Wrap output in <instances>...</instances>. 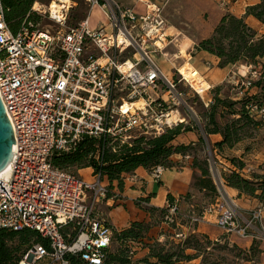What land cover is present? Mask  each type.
Listing matches in <instances>:
<instances>
[{
  "label": "built area",
  "instance_id": "obj_1",
  "mask_svg": "<svg viewBox=\"0 0 264 264\" xmlns=\"http://www.w3.org/2000/svg\"><path fill=\"white\" fill-rule=\"evenodd\" d=\"M52 1L61 5L59 12L47 8L45 14L63 27L73 3ZM139 2L141 12L113 0H85L89 13L73 27L51 32L25 20L13 34L0 0V98L15 141L9 175L0 178V230L35 231L48 243L33 244L17 264H102L111 246L115 229L98 207L108 199L106 179L94 174L84 181L55 167L54 155L74 152L85 136L110 137L123 145L197 124L186 90L202 97L212 87L191 59L181 57L170 72L163 69L159 59L167 57L174 37L163 7ZM31 10L40 11L35 3ZM94 10L104 18L97 26L90 21ZM180 54L173 57L180 59ZM186 61L192 69L184 74ZM199 77L207 87L198 84ZM242 85L248 89L252 82ZM152 88L161 93L150 94ZM206 102L207 107L212 95ZM247 109L264 119V108L254 104ZM165 170L157 166L150 175L158 180ZM217 193L199 213L180 214V198L167 200L166 221L181 216L193 231L205 222L224 237L264 240V205L240 210L222 181Z\"/></svg>",
  "mask_w": 264,
  "mask_h": 264
},
{
  "label": "trees",
  "instance_id": "obj_2",
  "mask_svg": "<svg viewBox=\"0 0 264 264\" xmlns=\"http://www.w3.org/2000/svg\"><path fill=\"white\" fill-rule=\"evenodd\" d=\"M36 2L37 0H2L5 9V21L13 34L18 32L25 20L33 24L40 21L41 16L31 10ZM246 16H252L264 24V0H259V3L248 6ZM196 50L216 57L218 59L216 66L221 69L239 62L255 65L260 58H264V36H258L257 32L245 22L243 17H236L228 13L222 16L212 35L196 46ZM254 85L260 88L261 94H264V77L255 82ZM186 94H188V100L195 97L193 93L186 92ZM237 103L240 104V107L236 111L233 110L234 103L228 104V102L222 101L218 88H215L212 102L207 107L204 104L208 108V128L206 132L207 134H219L221 136V140L214 143L218 148L223 146L231 148L234 143L238 142L240 139L238 133L245 123L264 125V119L257 115H251L247 109L248 106L254 104L264 108V103L251 97L248 98L247 95ZM218 108L227 109L230 114L238 115V118L220 127L215 119ZM240 123H244V125L242 126ZM186 131L190 130L183 127V125H179L159 136H141L134 139L130 144L123 145L110 137L98 139L85 136L74 152L56 154L52 157V163L55 167L67 171L72 168L77 171L91 168L94 174H100L107 179L110 189L113 188V183H116L117 187L122 189L124 176L133 173L138 168H143L149 172L157 166H164L166 169L172 168L174 163L171 161V157L178 154L183 155L188 149V146L184 144L175 143L176 138ZM199 140L202 141V138L200 137ZM233 163H236L238 169L242 170L244 166L242 162L233 160ZM192 167L201 172L197 190L200 192L207 190L215 192V186L209 177V170L204 166H199L195 161ZM225 182L229 188L237 190L240 195L264 199V176H254L250 180L244 178L238 171H231ZM257 192H260V195H257ZM167 199L171 201L172 197L168 196ZM140 202H147V200H140ZM145 211L147 213L154 211L165 213V209L154 207L145 209ZM149 229V224L134 221L121 232L114 230L111 246L104 250L102 264L126 263L127 252L126 248H122V246L125 247L126 242L129 241L134 242L143 239ZM197 237L192 235L190 240L184 243L185 247H180L183 250L190 248L200 251L203 246L200 245ZM204 238L207 240L206 244H211L207 236H204ZM222 240L226 241L227 238L224 237ZM115 242L120 245L115 251H112V244ZM192 242V246H187L191 245ZM33 244H41L44 247L48 245L47 241L35 231L26 229L19 232L0 230V264H17L21 256ZM23 247H25L24 250H22ZM256 247L257 242L252 241V246L247 253L252 254V256L255 255ZM152 251L149 257L156 259V262L148 264H176L183 260L189 262L196 258L193 255L184 254L182 251H179V254L165 251L163 247ZM241 253L243 252L240 251ZM252 256H248V259L254 261ZM244 257H247V255ZM201 264H207L206 260H203ZM210 264L218 263L210 262Z\"/></svg>",
  "mask_w": 264,
  "mask_h": 264
},
{
  "label": "rangeland",
  "instance_id": "obj_3",
  "mask_svg": "<svg viewBox=\"0 0 264 264\" xmlns=\"http://www.w3.org/2000/svg\"><path fill=\"white\" fill-rule=\"evenodd\" d=\"M51 1L52 0H37V2L41 5L40 8H37L40 9L38 14L41 16L40 21L37 23V27L39 29L50 30L51 32H54L58 29L73 27L79 20L86 17V15H88L89 13L87 5L85 4V0H65L69 1L68 4H70L71 1V3H73V6L68 12L65 26L62 27L51 21L48 15L45 14V11L47 10L46 7H48ZM172 1L173 0H170V3L167 7L170 6ZM187 1L188 0H182V3L178 4L176 7L177 9H175V13L177 15L180 14L181 16V21L179 22V24L182 27H186L188 30H191L190 26L192 25V28L194 27V29H198L202 20H208V14L202 13L200 17L193 15L190 16L189 19L186 18V16L188 15V13H192L193 7H195L196 5L211 0H189V3H187ZM224 1L225 0H220V3L226 6V1L225 4L223 3ZM90 18L91 24H93L92 26H97V24H100L104 20L102 14L97 10H94L92 12ZM184 21L187 24H185ZM186 41L190 44L189 40L186 39L185 42ZM190 46L193 45L185 47V45L182 44L181 48L184 49H182L181 57L186 58L187 60L192 59L191 62L197 69V62H203V64L206 65L205 59H201L200 57H198L196 45H194L193 48ZM171 49L172 52L177 51L176 48ZM188 54H190L192 58H190ZM181 57L177 60L178 63L183 62ZM165 61L161 60L163 69L167 71L169 65ZM186 63L188 64V61L184 62V64ZM241 67L245 68L244 74L240 73V70L242 69ZM199 71L201 74H204L205 72L203 70ZM262 77H264V58H260L255 65L248 64L246 62H239L235 65L225 67L221 78L223 79V82L218 86L212 87L210 94L206 93L208 94L207 96L203 95L202 97L195 96L190 98L189 103L192 105L197 115V124L195 125L191 122V125H183V127L190 130L181 134V140L183 144L188 146V149L184 154L189 157L185 159V155L183 154L181 155V160L184 162H190L191 165L195 161L197 162V164H199V166L206 167L209 170V177L211 178V181L215 186V192H210L209 190L202 191V194L196 197V199H192L191 196L188 195L185 198V203L180 206V214H187L191 210L199 213L203 207L213 203L216 195L218 194L217 186H219L220 181L223 182L228 193L231 192L225 182V179L231 173V171H238L244 178L250 180L254 176H264V125H253L245 122L244 125V123H240V125L244 126L238 133L240 135L239 141L234 143L231 148L227 146L218 148L214 143H211V139L206 132L208 128V108H206L203 103L207 101L209 95H213V90H215V88H218L220 99L222 101L228 102V104L232 102L234 103L233 110L236 111L240 107V104L237 102L245 95H247L248 98L251 97L257 101H260L261 103H264V99H262L264 98V94H261L260 88L254 85V83L259 79H262ZM247 79L251 80L253 84L248 89L242 85V82H245V80ZM149 92L150 94L158 95L160 91L157 92L152 88ZM186 92L190 93L189 90H186ZM142 103L143 102H140L138 105H141ZM236 118H238V115L230 114L229 110L227 109L222 110L218 108V110L216 111L215 119L220 127L229 124L233 120H236ZM200 137L202 138V141L199 140ZM177 139L178 137L176 138V140ZM233 160H239L243 163L244 166L242 170L238 169V167L236 166L237 164L233 163ZM70 172L75 174L76 176L78 175L79 178L84 181H91L92 175L94 174H92L89 169H84L78 172L76 169L72 168L70 169ZM196 172L197 173L193 175L192 183L195 189L199 187V179L201 178V172L198 169H196ZM103 183L106 185L108 184L104 180ZM108 188V197L112 196L114 200L113 205L109 207V209H116L118 207L122 208L123 203L121 204L119 201L121 199L120 196L116 195L115 193L113 194L112 189H110V187ZM256 194L260 195V192H257ZM251 198L255 199L257 206L264 205V199H259L257 197ZM134 203L137 208H140L143 211H145V209L152 208L147 202L135 201ZM187 203H192L194 205L193 209H190ZM104 204L105 202L98 207L101 208ZM236 204L237 206H239L238 202H236ZM159 209L164 210V207ZM240 210L244 211V209ZM100 212H103L102 209L101 211H99V213ZM100 216L103 217L101 213ZM103 218L107 220L106 216H104ZM132 222L133 221H130L128 226L125 228H115L116 232H121L122 230L128 228ZM137 222H144L146 224H149L150 229L143 239L134 242L129 241L126 242L125 247L122 246V248H126L127 252V261L124 264H148L156 262V259H154L153 257H149V254L152 250H158L159 247H163L165 251L176 252L177 254H179V251H182L184 254L193 255L196 257L189 262L183 260L182 262L184 264H201L203 260H206L207 264H210V262H216L218 264H264V240L256 241L257 247L255 248V255L252 256V254L250 255V253H247V251L251 248L252 243L246 246L245 240H242L244 243L242 242L241 246H239L236 243H233V240H222L224 237H217L216 239L218 241H216L214 236H212L213 238L211 239L207 235L196 233L195 231H193L188 220L183 219L181 216L176 219L174 223H169L165 219L164 212L161 213L160 211H154L151 213H147V218L145 220ZM180 233H184V236L181 238L177 237V235ZM192 235L198 236L197 238L200 242V245L203 246L200 251L198 249L194 250L190 248H187L185 250L182 249V247H185L184 243L190 240ZM204 236H207L209 238L211 244H206L207 240L204 238ZM230 239L235 238L230 237ZM192 244L193 242L191 243V245L187 246H192ZM119 245L120 244L117 242L113 243L111 250L115 251L119 247ZM24 249L25 247H23L22 250ZM240 251H242L243 253L240 254ZM246 255L247 257H244ZM248 256H252L254 258V261L249 260ZM39 264L45 263L41 262Z\"/></svg>",
  "mask_w": 264,
  "mask_h": 264
},
{
  "label": "crops",
  "instance_id": "obj_4",
  "mask_svg": "<svg viewBox=\"0 0 264 264\" xmlns=\"http://www.w3.org/2000/svg\"><path fill=\"white\" fill-rule=\"evenodd\" d=\"M125 7L134 8L135 11L141 12L143 7L139 0H113ZM154 3H157L163 7V16L168 22V33L174 37V42L166 49L167 57L160 58L161 60H167L168 70L166 72H170L172 65H179L180 63L173 57L175 53L178 51L181 52L179 57L182 55V44L186 46L189 45H198L202 40L209 38L215 26L219 23L220 19L224 14H232L236 17H243L245 22L257 32L258 36H264V24L259 22L252 16H246V9L248 6L255 5L259 3V0H225L226 6L218 1H206L202 4H198L193 7V11L191 14L188 13L186 18H190V16H199L203 14H208V20L200 22V26L198 29H194L191 27V30H188L186 27H182L179 22L181 21L180 14L175 13V9H177V5L182 3V0H173L169 7H167L170 3V0H150ZM190 1L188 0L187 3ZM99 13L100 11L97 10ZM171 14V15H170ZM185 22V21H184ZM185 24H187L185 22ZM93 25V24H92ZM189 36V37H188ZM190 38V39H189ZM189 40L190 44L185 42V40ZM192 40V41H191ZM183 42V43H182ZM193 46H190L193 48ZM189 47V48H190ZM171 48H176V52H172ZM188 48V49H189ZM174 50V49H173ZM190 58L191 55L188 54ZM198 57L201 59H205V64L203 62H197L198 70L205 71V78L211 87L218 86L223 82L222 75L223 69L219 68L217 65L218 59L213 55H210L206 52H198ZM192 60V59H191ZM166 62V61H165ZM175 62V63H174ZM177 62V63H176ZM192 63V62H191ZM193 64V63H192ZM208 64V65H207ZM162 65V62H161ZM210 94V93H209ZM208 94H206L207 96ZM210 95L207 99H209ZM207 103L206 101L203 102ZM211 139V143H216L221 140V136L219 134H208ZM176 144H183L181 140V135L178 136V139L175 141ZM171 161L174 163L173 167L170 169H166L161 177L158 180H154L150 175L149 171H146L143 168L136 169L133 173L124 176L123 178V186L122 189H119L116 183H113L112 193L120 196V203L123 205L122 208L118 207L116 209H109L114 203L113 197H108L105 201V204L99 208V211L102 216H106L107 220L103 218L108 225L115 228H125L128 226L130 221H143L147 218V213L140 208H137L135 205V201L147 200L149 206L154 208H162L165 207V203L168 200V196L172 198H180V206L185 203V197L190 195L192 199H196L202 193L195 189L192 185L193 183V175L196 174V168L192 167L190 162H184L181 160V155H173L171 157ZM89 169L92 174L93 170ZM84 169L78 170V172ZM94 174L92 175V177ZM107 181V179H106ZM109 184V183H108ZM229 188V187H228ZM231 192L229 194L234 197L235 202L239 203V209H244V211H250L257 206L255 199H252L250 196L240 195L237 190L229 188ZM190 209H193L194 205L192 203H187ZM186 205V206H187ZM125 206V207H124ZM184 207V206H183ZM122 209V210H121ZM193 211V210H191ZM243 211V210H242ZM194 231L196 233H201L209 236L211 239L212 236L215 237H224L222 231L217 228L214 224L209 223H199ZM229 236L227 240L236 243L241 246V243L245 240L246 246L250 245L252 241L247 239H230ZM243 240V241H242ZM244 243V242H243ZM176 264H184L183 262H179Z\"/></svg>",
  "mask_w": 264,
  "mask_h": 264
},
{
  "label": "water",
  "instance_id": "obj_5",
  "mask_svg": "<svg viewBox=\"0 0 264 264\" xmlns=\"http://www.w3.org/2000/svg\"><path fill=\"white\" fill-rule=\"evenodd\" d=\"M15 144L11 124L6 116L5 108L0 98V172L5 170L10 164L13 151L12 146ZM0 181V192L3 190Z\"/></svg>",
  "mask_w": 264,
  "mask_h": 264
},
{
  "label": "bare ground",
  "instance_id": "obj_6",
  "mask_svg": "<svg viewBox=\"0 0 264 264\" xmlns=\"http://www.w3.org/2000/svg\"><path fill=\"white\" fill-rule=\"evenodd\" d=\"M60 2L61 3H69V1H65V0H60ZM37 5H38V7H37ZM50 5H51L50 7L48 6L46 8H50L49 10H51L52 13L57 14L59 12L60 8H61V5L57 1H52L50 3ZM35 7L37 9V8H40L41 5L38 2H36L35 3ZM241 68L242 69L240 70V73L244 74L245 73V68L244 67H241ZM189 69H192V66L189 63L188 64L187 63L186 64H183L181 66V71L184 74H187V72H188ZM196 80L199 81L198 84L200 83V86L201 87H207L208 86V84H205V82L203 80H201L200 77L197 78ZM140 102H142V101H140ZM140 102H137L136 104L138 105ZM138 106H140V105H138ZM9 172L10 171H9V165H8V167L5 170H3L2 172H0V178H3V177L8 176L9 175Z\"/></svg>",
  "mask_w": 264,
  "mask_h": 264
}]
</instances>
